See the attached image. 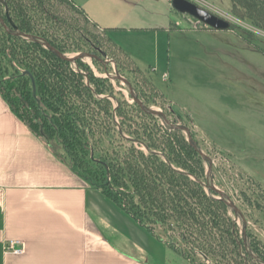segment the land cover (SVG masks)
<instances>
[{
    "label": "trees",
    "instance_id": "obj_1",
    "mask_svg": "<svg viewBox=\"0 0 264 264\" xmlns=\"http://www.w3.org/2000/svg\"><path fill=\"white\" fill-rule=\"evenodd\" d=\"M5 1L15 28L4 7L0 19V95L23 124L60 162L101 190L141 226L155 235L161 229L170 236V248L193 264H199L192 258L194 252L206 261L254 262L236 220L229 214L230 207L208 185L206 158L187 141L182 129L152 112L149 103L134 94L129 81L133 103L109 78L96 76L83 56L71 61L57 53H74L84 44L93 50L86 54L99 66V56H105L100 35L116 47L110 30L92 23L70 0L62 1L82 17L83 31L64 24V18L52 13L47 0ZM232 6L235 17L248 19L264 31V2L233 0ZM44 23L47 28H43ZM232 28L243 39L254 36ZM170 113L183 119L173 106ZM161 116L169 123L165 128L158 121ZM189 135L193 138L191 132ZM261 213L264 216V210ZM172 233L191 253L179 247ZM248 236L253 239L251 249L264 264V245Z\"/></svg>",
    "mask_w": 264,
    "mask_h": 264
},
{
    "label": "rangeland",
    "instance_id": "obj_2",
    "mask_svg": "<svg viewBox=\"0 0 264 264\" xmlns=\"http://www.w3.org/2000/svg\"><path fill=\"white\" fill-rule=\"evenodd\" d=\"M70 1L81 5L103 28H117L110 33L114 45L142 71L136 72V66L101 35L99 40L105 53L99 56L101 65L94 64L86 54L93 50L84 44L80 52L65 55L83 56L96 76L109 78L113 87L133 103L130 82L134 94L142 96L152 112L164 115L171 125L180 127L187 141L188 132L192 133L190 141L206 158L208 185L230 207L229 214L236 220L246 248L254 257L251 264H262L250 247L253 239L248 234L264 245L261 213L264 210V54L244 47L250 46L247 38L264 51V31L248 19L235 17L233 0H190L230 22L227 31L209 30L202 24L198 29L192 28L197 21L188 17L192 27L182 22V14L172 8L171 0ZM47 5H52V13L64 18V24L84 30L82 17L62 0H47ZM3 14L4 6L0 5V19ZM180 21L181 25H176ZM42 26L48 27L45 23ZM232 26L254 36L243 39L231 30ZM49 30L51 34L54 32L52 28ZM164 75H168L169 81H163ZM171 106L183 115L182 120L170 113ZM164 117L158 118L163 127L169 124ZM206 191L210 194L208 188ZM158 231L144 237H148L161 264H193L170 248L173 242L170 236L161 229ZM172 237L183 251L189 252L176 233ZM261 251L264 253V248ZM192 258L199 264H236L230 260L206 261L198 252Z\"/></svg>",
    "mask_w": 264,
    "mask_h": 264
},
{
    "label": "crops",
    "instance_id": "obj_3",
    "mask_svg": "<svg viewBox=\"0 0 264 264\" xmlns=\"http://www.w3.org/2000/svg\"><path fill=\"white\" fill-rule=\"evenodd\" d=\"M77 7L109 34L117 29ZM188 19L181 16L191 26ZM149 232L60 162L0 95V264H161ZM9 242H20L22 252L7 250Z\"/></svg>",
    "mask_w": 264,
    "mask_h": 264
},
{
    "label": "water",
    "instance_id": "obj_4",
    "mask_svg": "<svg viewBox=\"0 0 264 264\" xmlns=\"http://www.w3.org/2000/svg\"><path fill=\"white\" fill-rule=\"evenodd\" d=\"M0 1L5 7V14H6V17L9 23L11 24L12 27L15 28V25L10 18L9 9L7 7L6 1L5 0H0ZM258 1L264 2V0H258ZM171 5H172V8L178 13L182 15H188L194 18L195 20H197L199 23L213 30L227 31V30H230L231 28L230 22L207 11L206 9L198 6L197 4H195L194 2L190 0H171ZM57 53L61 58L66 59V60L75 61L76 59V58H68L66 55L61 54L59 52ZM34 94H35V89H34ZM188 137L190 141L191 136L189 135V132H188Z\"/></svg>",
    "mask_w": 264,
    "mask_h": 264
},
{
    "label": "built area",
    "instance_id": "obj_5",
    "mask_svg": "<svg viewBox=\"0 0 264 264\" xmlns=\"http://www.w3.org/2000/svg\"><path fill=\"white\" fill-rule=\"evenodd\" d=\"M201 24L197 21L195 27H198V25ZM167 80V75H164L163 76V81H166ZM17 245H20V242H9V244H7V247L6 249L9 250V251H12L16 254H19L22 252V248H16Z\"/></svg>",
    "mask_w": 264,
    "mask_h": 264
}]
</instances>
